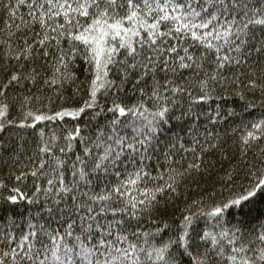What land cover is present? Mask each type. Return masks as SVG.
I'll return each instance as SVG.
<instances>
[{"label":"snow or ice","instance_id":"obj_1","mask_svg":"<svg viewBox=\"0 0 264 264\" xmlns=\"http://www.w3.org/2000/svg\"><path fill=\"white\" fill-rule=\"evenodd\" d=\"M0 264H264V0H0Z\"/></svg>","mask_w":264,"mask_h":264}]
</instances>
